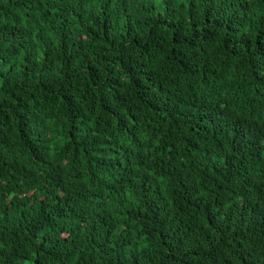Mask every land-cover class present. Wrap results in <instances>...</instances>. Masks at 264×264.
<instances>
[{"label":"trees","instance_id":"1","mask_svg":"<svg viewBox=\"0 0 264 264\" xmlns=\"http://www.w3.org/2000/svg\"><path fill=\"white\" fill-rule=\"evenodd\" d=\"M0 264H264V0H0Z\"/></svg>","mask_w":264,"mask_h":264}]
</instances>
